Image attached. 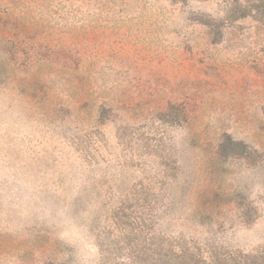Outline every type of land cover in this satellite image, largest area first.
<instances>
[{
  "label": "rangeland",
  "instance_id": "1",
  "mask_svg": "<svg viewBox=\"0 0 264 264\" xmlns=\"http://www.w3.org/2000/svg\"><path fill=\"white\" fill-rule=\"evenodd\" d=\"M264 248V0H0V264Z\"/></svg>",
  "mask_w": 264,
  "mask_h": 264
},
{
  "label": "trees",
  "instance_id": "2",
  "mask_svg": "<svg viewBox=\"0 0 264 264\" xmlns=\"http://www.w3.org/2000/svg\"><path fill=\"white\" fill-rule=\"evenodd\" d=\"M148 262L140 256L133 264H264V248L244 252L237 249L217 247L208 242L187 246L167 238L163 243H152Z\"/></svg>",
  "mask_w": 264,
  "mask_h": 264
}]
</instances>
